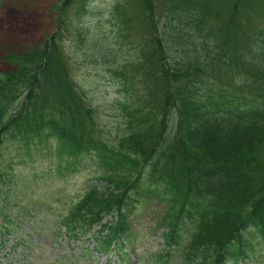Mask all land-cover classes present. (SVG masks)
Masks as SVG:
<instances>
[{
	"label": "trees",
	"instance_id": "trees-1",
	"mask_svg": "<svg viewBox=\"0 0 264 264\" xmlns=\"http://www.w3.org/2000/svg\"><path fill=\"white\" fill-rule=\"evenodd\" d=\"M53 4L57 27L5 54L11 67L0 71V145L27 133L58 159L93 153L112 190L91 187L70 207L60 221L69 236L114 214L94 235V249L121 255L138 192L164 201L157 225L165 244L185 234V264H236L247 232L264 244V0H134L133 8L118 0L108 7V27L120 39L133 35L134 55L119 73L126 96L143 85L147 103L140 108L139 93L117 102L122 129L112 141L101 138L96 109L74 88L63 45L70 31L92 48L99 44V32L83 26L90 2ZM246 82L255 93L240 95ZM0 214L11 226L2 207Z\"/></svg>",
	"mask_w": 264,
	"mask_h": 264
},
{
	"label": "rangeland",
	"instance_id": "rangeland-1",
	"mask_svg": "<svg viewBox=\"0 0 264 264\" xmlns=\"http://www.w3.org/2000/svg\"><path fill=\"white\" fill-rule=\"evenodd\" d=\"M36 1L39 3L34 7L30 0H0V71L9 68L4 59L7 51L15 52L40 40L51 26L50 21L54 22L51 29L55 26L50 7L47 12L49 0ZM98 7L91 17L96 15L104 20L105 8L102 4ZM91 17L86 18L87 25ZM101 32L103 52L94 53L88 44L78 41L76 36L70 38V35L66 36L64 47L71 58L72 77L78 89L97 109V122L104 136L111 139L122 127L115 109L122 89L108 68L112 60L128 59L133 51L122 48L120 42L117 44L110 29L104 28ZM234 74L233 69L227 68L225 78L231 81ZM250 91L255 93L248 85L240 95ZM223 94L230 99L229 94ZM0 171L4 173V181L0 179V207L5 205L13 211L14 220L18 222L17 230L9 228L0 233V264H120L116 255L108 257L93 248L92 233L99 225L80 230L73 238L63 228L60 232L55 231L57 220L69 209V202L96 181L99 173L96 162L86 156L74 162L71 168H63L60 174L58 161L45 149L33 143L26 148L21 142L11 141L0 146ZM141 197H136L131 213L130 232L135 240V252L126 264H177L178 254L173 248L164 247L163 229L156 227L164 202L154 194L146 201ZM19 206L25 207L27 213L22 208L19 211ZM106 219L110 217L102 222ZM1 230L4 231L2 227ZM245 239L246 254L237 264H264V246L258 236L247 232ZM163 248L170 255L158 258Z\"/></svg>",
	"mask_w": 264,
	"mask_h": 264
}]
</instances>
